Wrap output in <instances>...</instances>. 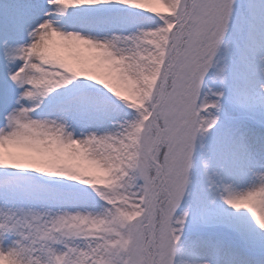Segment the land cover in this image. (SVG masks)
<instances>
[{"label":"snow or ice","instance_id":"6c2138e0","mask_svg":"<svg viewBox=\"0 0 264 264\" xmlns=\"http://www.w3.org/2000/svg\"><path fill=\"white\" fill-rule=\"evenodd\" d=\"M0 264H264V0H0Z\"/></svg>","mask_w":264,"mask_h":264}]
</instances>
